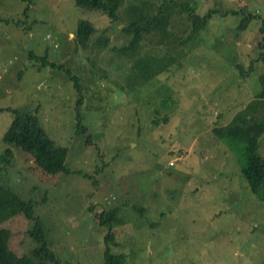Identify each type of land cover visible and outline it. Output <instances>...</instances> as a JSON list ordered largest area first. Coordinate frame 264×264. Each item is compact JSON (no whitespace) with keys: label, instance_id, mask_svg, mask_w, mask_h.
<instances>
[{"label":"rangeland","instance_id":"rangeland-1","mask_svg":"<svg viewBox=\"0 0 264 264\" xmlns=\"http://www.w3.org/2000/svg\"><path fill=\"white\" fill-rule=\"evenodd\" d=\"M104 3L117 8L114 20L75 0H32L27 15L24 0H0V16L11 20L0 21V108L36 113L47 136L69 149L68 175L45 176L12 148L9 163L0 158V183L36 202L63 264H104L108 229L96 216L114 207L120 224L110 250L124 264H264V199L214 133L243 108L264 120V0ZM212 7L207 26L176 45L191 30L190 11ZM155 16L135 53L120 52L132 37L124 28ZM79 20L92 27L84 45L74 39ZM145 57L159 63L148 81L132 67ZM67 70L81 87L83 135L75 133L78 92ZM14 117L0 110V157ZM257 153L264 156V134ZM32 227L23 215L0 225L11 231V248L28 255Z\"/></svg>","mask_w":264,"mask_h":264},{"label":"trees","instance_id":"trees-1","mask_svg":"<svg viewBox=\"0 0 264 264\" xmlns=\"http://www.w3.org/2000/svg\"><path fill=\"white\" fill-rule=\"evenodd\" d=\"M24 1L28 3V6L23 11V15H27L32 0ZM121 2L122 0H120ZM75 5L87 10L104 12L112 20L117 17V8L108 7L104 3V0H75ZM217 11L216 8L212 7L203 16L190 11L187 18L192 24L191 30H187V35L177 40L176 45H182L194 38L198 31L207 26ZM234 12L236 13V11ZM247 16L249 18L251 15ZM244 20H247V18H243L242 21ZM0 21L9 23L11 20L9 17L0 16ZM158 21L159 18L155 16L153 20H148L146 23L139 24L136 21L129 23L124 29L132 33L131 40L128 45L120 48L119 51L122 53H128L129 51L135 53L139 43L144 39L142 36L148 33L153 24ZM91 32L92 27L90 23L86 20H79L74 39L77 43L84 45ZM28 56L32 60L40 61L42 66L46 65V57L44 55L37 56L33 52H29ZM157 64H159L157 59L145 57L139 58L133 63L132 67L136 71L138 70L137 75L142 76L144 81H148L159 70V68H155ZM66 73L68 78L73 81V85L78 92L75 106V133L76 135H83L86 132V127L82 123L79 112L80 105L82 104L81 87L75 74L69 70ZM242 73L241 71V75ZM258 81L262 88L258 96L264 98V72L259 75ZM0 110H10L15 116L11 126L3 137L5 144L9 146L4 155L0 157L3 161L9 163L13 156L12 148H14L30 155L36 167L45 176L68 175L69 169L66 166V161L69 149L57 145L47 136L36 113L22 112L10 107L0 108ZM214 133L221 142L227 144L237 152L241 173L250 191L254 195L264 199V156L262 157L257 153L258 140L264 134V120L260 122L255 121L248 110L243 108L234 114L228 125L215 128ZM117 213L118 209L114 207L96 216L99 225L105 226L108 229L104 237V264H124L122 255L113 253L110 250V244L114 243L115 238L112 229L114 226L120 224ZM17 215H23L28 221L33 223L29 236L35 242V246L31 249L30 255L18 254L10 245L11 231L0 228V264H63L53 250L48 247V238L44 225L36 213V202L30 198H23L21 194L0 183V225Z\"/></svg>","mask_w":264,"mask_h":264},{"label":"built area","instance_id":"built-area-1","mask_svg":"<svg viewBox=\"0 0 264 264\" xmlns=\"http://www.w3.org/2000/svg\"><path fill=\"white\" fill-rule=\"evenodd\" d=\"M258 12L257 11H255V14H257ZM174 164H173V162H170V163H168V166H167V168H171L172 166H173Z\"/></svg>","mask_w":264,"mask_h":264},{"label":"crops","instance_id":"crops-1","mask_svg":"<svg viewBox=\"0 0 264 264\" xmlns=\"http://www.w3.org/2000/svg\"><path fill=\"white\" fill-rule=\"evenodd\" d=\"M260 74H261V73H260ZM260 74H259V75H260ZM259 75L257 76V80H258V77H259ZM259 88H261V85H260V87H259Z\"/></svg>","mask_w":264,"mask_h":264}]
</instances>
